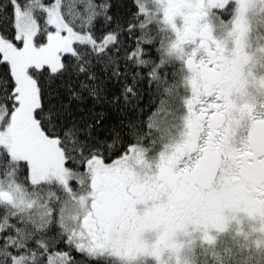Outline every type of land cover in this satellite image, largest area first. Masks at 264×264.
<instances>
[{
  "label": "snow or ice",
  "instance_id": "6c2138e0",
  "mask_svg": "<svg viewBox=\"0 0 264 264\" xmlns=\"http://www.w3.org/2000/svg\"><path fill=\"white\" fill-rule=\"evenodd\" d=\"M257 9L264 0H0V264L159 262L189 225L212 243L226 212L264 233ZM153 24L170 35L159 47ZM173 56L188 73L183 130L148 162L128 143L131 101Z\"/></svg>",
  "mask_w": 264,
  "mask_h": 264
},
{
  "label": "rangeland",
  "instance_id": "374dc122",
  "mask_svg": "<svg viewBox=\"0 0 264 264\" xmlns=\"http://www.w3.org/2000/svg\"><path fill=\"white\" fill-rule=\"evenodd\" d=\"M261 9H257L251 16V31L248 40L249 51L254 56V63L251 68L254 74L264 71L263 58L261 54L264 49V36L259 30V25L262 23L260 18ZM264 22V20H263ZM162 28V26H160ZM167 40L170 38L167 29L162 28ZM184 72L185 77V70ZM259 73V74H260ZM259 76V75H257ZM186 90L188 88L186 87ZM182 108L178 112H169L168 119H160L155 127L161 132V148L155 154H147L143 150L145 159L148 162L155 161L159 154L164 151L165 145H170L180 139V134L183 130V117L186 114L185 106L182 103ZM172 132V134H171ZM142 207L140 205L137 206ZM229 219L223 231H218L215 228H208L209 235L214 237L212 243H208L202 239L203 227L189 225L186 230L178 233L173 239L180 244L178 250L165 249L159 262L152 258L140 257L131 262V264H218L219 260H241L242 264H256L264 261V233L259 231L260 220L258 218H249L242 212L230 213ZM232 215L235 218H231ZM239 221V222H238ZM149 239V244H155L159 238V232L146 234ZM256 241H260L257 246ZM163 247V245H161ZM236 255H231V253ZM255 253V254H254ZM256 254L262 256L258 257ZM235 264V262H233Z\"/></svg>",
  "mask_w": 264,
  "mask_h": 264
},
{
  "label": "trees",
  "instance_id": "16d2710c",
  "mask_svg": "<svg viewBox=\"0 0 264 264\" xmlns=\"http://www.w3.org/2000/svg\"><path fill=\"white\" fill-rule=\"evenodd\" d=\"M261 24L264 25V10L260 14ZM157 35V47L160 41H167L165 31L157 25H152ZM264 36V26H261ZM160 52L157 51L156 60L159 61ZM163 69V71H161ZM182 63L175 56L160 65L156 70V78L149 82L146 75L141 76L142 84L136 98L131 101L135 113L134 131L130 134L128 143L135 144L147 152L155 154L161 148V132L155 127L160 119H168L169 112L181 110L182 99L187 93L186 85L183 83L184 72ZM255 254V253H254ZM231 255H236L231 253ZM262 258L261 255L256 254ZM218 264H242L241 260H219ZM107 264H121L116 258H109ZM199 264V261H196ZM256 264H264L261 260Z\"/></svg>",
  "mask_w": 264,
  "mask_h": 264
},
{
  "label": "flooded vegetation",
  "instance_id": "af4514ba",
  "mask_svg": "<svg viewBox=\"0 0 264 264\" xmlns=\"http://www.w3.org/2000/svg\"><path fill=\"white\" fill-rule=\"evenodd\" d=\"M261 56H262V58H263V62H264V51H263V53L261 54ZM180 60V59H179ZM181 61V63H182V67H183V69L185 70V76L188 74L187 73V69L185 68V66H184V64H183V61L182 60H180ZM260 72H257L256 73V75H261V74H264V71L262 72V73H260ZM187 95H189V90H187V93L185 94V96H184V98L187 96ZM184 98L182 99V103H183V105L185 106V104H184ZM262 97L258 94L257 95V99L259 100V99H261ZM182 125H183V123H182ZM171 134H172V132H171Z\"/></svg>",
  "mask_w": 264,
  "mask_h": 264
}]
</instances>
